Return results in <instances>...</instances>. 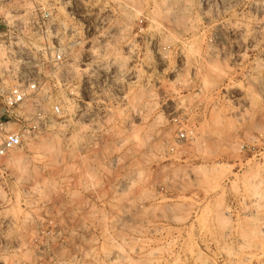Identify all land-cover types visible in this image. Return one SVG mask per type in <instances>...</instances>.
<instances>
[{
  "label": "rangeland",
  "instance_id": "rangeland-1",
  "mask_svg": "<svg viewBox=\"0 0 264 264\" xmlns=\"http://www.w3.org/2000/svg\"><path fill=\"white\" fill-rule=\"evenodd\" d=\"M50 1L79 44L7 125L61 109L0 159V264H34L48 217L57 264H264V7L206 25L191 0Z\"/></svg>",
  "mask_w": 264,
  "mask_h": 264
},
{
  "label": "built area",
  "instance_id": "built-area-1",
  "mask_svg": "<svg viewBox=\"0 0 264 264\" xmlns=\"http://www.w3.org/2000/svg\"><path fill=\"white\" fill-rule=\"evenodd\" d=\"M191 1L199 21L206 25L213 24L212 22L219 24L220 14L224 15L231 7L249 8L250 11H255V14L258 7H264V0ZM17 2L30 3L25 22L15 15L16 9H10L0 15V159L9 151L20 147L23 136L47 129L53 124L54 117L60 114L61 109L58 104H54L50 112L43 110L37 104L34 113L31 114L33 121L27 127H19L16 130L6 129L9 123L21 124L28 115L18 113L15 109L39 92L40 70L44 65L46 64L49 69V79L59 83L61 81L59 73L69 48L79 44L72 37L73 33L67 37V31L62 27L60 32L55 22L51 1L44 3L42 0H0V8L7 4L16 6ZM144 19L140 18L139 22L142 23ZM222 24H220L221 29L224 27ZM228 34L224 31L219 33L210 27V32L205 35L208 50L224 54L227 46L224 40ZM76 42L78 43L75 44ZM190 134L191 132L186 130L179 131L176 143L186 141L190 138ZM12 223L9 217L2 219L3 234L12 227ZM42 223L45 227L46 240L43 243L36 241L37 236L33 234L27 243L34 247V264H57L55 247H63L65 241L58 236L60 231L56 230L53 219L48 217ZM31 231L33 232V229Z\"/></svg>",
  "mask_w": 264,
  "mask_h": 264
},
{
  "label": "bare ground",
  "instance_id": "bare-ground-1",
  "mask_svg": "<svg viewBox=\"0 0 264 264\" xmlns=\"http://www.w3.org/2000/svg\"><path fill=\"white\" fill-rule=\"evenodd\" d=\"M30 3H20V2H17V5H21V6H25V5H29ZM60 25L61 27L63 28L64 31H68L69 29L63 24L60 22ZM76 41V40H73V42ZM78 42H76L75 44H77ZM160 53V52H159ZM161 54V53H160Z\"/></svg>",
  "mask_w": 264,
  "mask_h": 264
}]
</instances>
